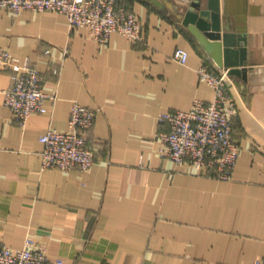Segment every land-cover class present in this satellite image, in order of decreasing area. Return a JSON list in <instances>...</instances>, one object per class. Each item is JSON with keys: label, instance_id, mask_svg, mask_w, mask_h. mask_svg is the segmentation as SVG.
I'll use <instances>...</instances> for the list:
<instances>
[{"label": "crops", "instance_id": "obj_1", "mask_svg": "<svg viewBox=\"0 0 264 264\" xmlns=\"http://www.w3.org/2000/svg\"><path fill=\"white\" fill-rule=\"evenodd\" d=\"M161 1L166 10L122 0L140 17L142 39L114 33L106 44L71 29L63 14L0 8V48L37 68L53 97L23 127L5 106L12 73L0 72V248L31 237L47 246V264L264 260V0L217 1L230 64L248 70L232 75L241 150L229 180L159 154L160 115L214 99L198 75L208 53L183 24L193 0ZM178 48L186 64L173 60ZM74 102L98 111L87 132L95 164L43 169L40 138L68 129Z\"/></svg>", "mask_w": 264, "mask_h": 264}, {"label": "built area", "instance_id": "obj_2", "mask_svg": "<svg viewBox=\"0 0 264 264\" xmlns=\"http://www.w3.org/2000/svg\"><path fill=\"white\" fill-rule=\"evenodd\" d=\"M0 8L17 15L23 11L57 12L68 18L71 29L86 30L90 38L106 44L114 33L131 42L143 36L140 17L122 0H0ZM189 53L178 48L173 60L186 64ZM209 54L203 56L198 70L200 81L214 90L211 102L196 100L190 110L163 113L158 133L159 154L177 165L189 164L200 171L215 170L223 180L232 178L240 145L236 139L234 119L237 107L231 97L232 75L228 69H216ZM11 71L12 83L4 91L5 106L13 118L25 127L32 114H44L46 101L52 99L43 87L39 70L15 61L8 49L0 48V72ZM97 110L74 102L68 129L49 128L40 138L44 145L43 169L62 172H88L96 161V150L87 132L95 126ZM48 249L28 237L22 248H0V264H47ZM60 263V262H59ZM255 264H264L259 260Z\"/></svg>", "mask_w": 264, "mask_h": 264}, {"label": "water", "instance_id": "obj_3", "mask_svg": "<svg viewBox=\"0 0 264 264\" xmlns=\"http://www.w3.org/2000/svg\"><path fill=\"white\" fill-rule=\"evenodd\" d=\"M148 1L162 10H166V5L161 0ZM217 1L193 0L189 10L185 13L183 24L220 68L228 69L230 75L246 78L248 70L242 67L244 64H237V66L230 64V58L235 53L227 48L229 39L222 33L220 9Z\"/></svg>", "mask_w": 264, "mask_h": 264}]
</instances>
